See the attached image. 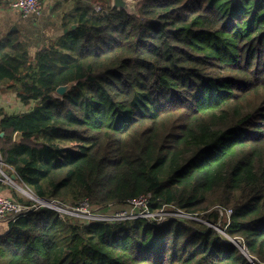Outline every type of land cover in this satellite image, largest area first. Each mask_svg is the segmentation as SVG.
Instances as JSON below:
<instances>
[{
	"label": "trees",
	"instance_id": "16d2710c",
	"mask_svg": "<svg viewBox=\"0 0 264 264\" xmlns=\"http://www.w3.org/2000/svg\"><path fill=\"white\" fill-rule=\"evenodd\" d=\"M88 1L35 56L18 35L0 46V85L34 105L0 120L5 163L37 197L101 212L149 193L153 212L213 225L232 210L222 229L264 264V0H141L134 16ZM0 245V264H251L194 220L88 223L45 208Z\"/></svg>",
	"mask_w": 264,
	"mask_h": 264
},
{
	"label": "crops",
	"instance_id": "0c3cea01",
	"mask_svg": "<svg viewBox=\"0 0 264 264\" xmlns=\"http://www.w3.org/2000/svg\"><path fill=\"white\" fill-rule=\"evenodd\" d=\"M11 1L0 0V46L11 36L18 35L27 44L30 55L35 56L51 40L66 33L65 16L81 0H44L42 14L29 17H25L19 11L12 9L10 7ZM83 2L89 3L88 0H83ZM32 106L23 105L16 92L0 85V120L5 115L11 116L29 112ZM2 134L0 136L4 137L5 134ZM19 181L13 168L5 163L0 149V196L17 202H27L25 190L19 185L21 183ZM26 188L28 187L26 186ZM11 224L12 222L9 220L0 221V241L10 233ZM2 254L6 256L7 253H4V248L0 247V255Z\"/></svg>",
	"mask_w": 264,
	"mask_h": 264
},
{
	"label": "built area",
	"instance_id": "2783aa9c",
	"mask_svg": "<svg viewBox=\"0 0 264 264\" xmlns=\"http://www.w3.org/2000/svg\"><path fill=\"white\" fill-rule=\"evenodd\" d=\"M141 1V0H137ZM43 5L44 0H12L10 3V7L14 10L19 11L22 13L23 16L29 17V16H40L43 11ZM95 11L97 13H103L105 10L101 5H95L94 7ZM25 196L27 199V202H17L10 198H5L3 196H0V221L9 220L11 222H15L17 219H19L22 216L28 215L31 212H34L36 210H39L41 208L49 209L54 212H57L60 217L65 218L66 216H74L79 217L88 223L94 222V221H100V222H121V221H128V220H139V219H146V220H156L155 218L159 214L167 213L168 210L172 209V214L174 217L172 220H194L199 221L197 218L198 216L190 215L185 213L184 211L177 209L175 207H167L163 208L159 212H153L151 210V203H152V194H146L139 198H135L128 201L129 209L123 210L122 212L116 213V214H102V212H99L98 209L92 208L88 200L82 201L79 205H72L65 203L63 201L55 200V199H42L37 197L32 193L28 191H24ZM33 194V195H31ZM85 207L87 214H83V216H80L78 212H80V208ZM218 211L221 216H224L227 218V227L230 225V219L232 216V210L224 209V208H218ZM166 220H169L168 217L164 218L158 223L159 226H162ZM158 222V221H157ZM236 242V240H233ZM239 244L237 246L242 250V252L246 255V257L249 259L251 264H261V262L251 256L246 247L242 244L241 240H237ZM234 242V243H235Z\"/></svg>",
	"mask_w": 264,
	"mask_h": 264
},
{
	"label": "rangeland",
	"instance_id": "374dc122",
	"mask_svg": "<svg viewBox=\"0 0 264 264\" xmlns=\"http://www.w3.org/2000/svg\"><path fill=\"white\" fill-rule=\"evenodd\" d=\"M110 2H111V4H112V0H110ZM34 106V105H33ZM32 106V107H33ZM20 182V181H19ZM19 185H21V187L23 188V190H25V191H28V192H30V189L29 188H26V186H25V184H23L22 182L21 183H19ZM31 193V192H30ZM31 195H33V194H31ZM34 196V195H33ZM126 209H129V206L127 205V206H119V207H112V209H111V211H109V212H102V214H116V213H119V212H122L123 210H126ZM166 210H168V208L166 209ZM80 212H78V214L80 215V216H83V214H87V211H86V209H85V207H82V208H80V210H79ZM99 212H101L100 210H99ZM172 214H174V212H172V209L171 210H168V212L167 213H164V214H159V215H157V217L155 218L156 220H153V221H155L157 224L158 223H160V221L162 220V219H164V218H167L168 217V219L169 220H166L165 222H168V221H170V220H172V218L174 217ZM79 218V217H78ZM199 221H197V222H200V223H202L203 225H209L211 228H214V229H216L220 234H222L225 238H227V239H229V240H231V241H233L234 239H230L229 238V236L226 234V232H225V229H222V224L223 223H226L227 222V218L226 217H224V216H221L220 215V222H218L216 225H213V224H211V223H209L207 220H205L202 216L201 217H199V218H197ZM158 221V222H157ZM233 242H235V241H233ZM237 244H239L240 245V243L238 242V241H236L235 242V245L237 246ZM238 247V246H237ZM7 254H6V256H4V257H0V263H6V261H7V259H8V257H9V253H8V251H5Z\"/></svg>",
	"mask_w": 264,
	"mask_h": 264
},
{
	"label": "water",
	"instance_id": "95a60500",
	"mask_svg": "<svg viewBox=\"0 0 264 264\" xmlns=\"http://www.w3.org/2000/svg\"><path fill=\"white\" fill-rule=\"evenodd\" d=\"M138 4H139V1L137 0H112V7L114 9L124 10L131 16H134L137 14L136 7ZM75 28L76 27H73V29ZM65 32H67V30ZM72 86H73L72 84H69L67 86L59 87L57 89V95L64 96L65 94H67V92L70 91ZM2 135H4V133ZM21 136H22L21 133H16L15 138H14L15 142L17 143L20 142ZM14 178H17V177H14Z\"/></svg>",
	"mask_w": 264,
	"mask_h": 264
}]
</instances>
